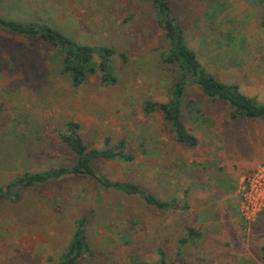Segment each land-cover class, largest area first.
<instances>
[{
    "label": "rangeland",
    "instance_id": "374dc122",
    "mask_svg": "<svg viewBox=\"0 0 264 264\" xmlns=\"http://www.w3.org/2000/svg\"><path fill=\"white\" fill-rule=\"evenodd\" d=\"M167 1L206 70L264 104V2ZM0 14L43 20L79 43L111 45L128 55L127 63L111 61L114 82L96 73L73 87L59 71L53 46L0 31V185L24 171L73 163L76 155L58 132L74 120L89 146L122 138L133 154L129 162L98 161L100 174L139 183L174 203L157 209L88 177L23 189L19 200L1 203L0 264L55 261L82 217L90 252L77 264L153 263L158 248L165 264H264V182L256 179L264 159L251 164L241 160L244 150L235 155L219 141L229 122L239 121L257 139L250 143L255 154L263 125L229 119L227 105L211 101L195 84L185 87L182 120L197 145L178 143L160 112L143 113L144 100L166 101L178 75L161 62L164 30L147 0H0ZM187 227L201 236L178 252Z\"/></svg>",
    "mask_w": 264,
    "mask_h": 264
},
{
    "label": "trees",
    "instance_id": "16d2710c",
    "mask_svg": "<svg viewBox=\"0 0 264 264\" xmlns=\"http://www.w3.org/2000/svg\"><path fill=\"white\" fill-rule=\"evenodd\" d=\"M147 1L150 3L155 20L162 25L164 30L163 49L160 54L161 62L165 66H175L178 75L167 89L166 101L144 100L141 103L143 113L160 112L178 143L190 147L197 145V137L186 130L182 120V98L185 87L188 84H195L211 101H220L227 105L229 119L259 121L264 127V104L258 102L256 97L243 94L237 83L220 81L206 70L197 58L195 51L187 44L184 29L171 14L167 0ZM253 1L264 2V0ZM0 31L28 39L41 40L53 46L59 55V71L73 87L82 85L96 73H99L102 82L112 83L116 79L112 73L111 61L113 58L117 57L123 63L128 62V55L125 51H118L111 45L79 43L43 20L22 21L0 14ZM191 104L193 101L190 100L186 106L189 110L191 108L188 106ZM194 111H200L199 107L195 106ZM201 114L202 112L198 115ZM64 126V131L58 132V135L61 141L76 155L74 162L50 166L39 171H24L12 176L7 182L0 185V207L2 201L19 200L20 191L23 189L41 186L63 177H88L104 189H113L126 195L137 196L145 204L157 209L174 207L172 201L159 198L156 194L142 188L139 183L110 179L97 171L96 163L98 161L129 162L133 159V154L125 149L124 139L119 138L114 144L108 146L110 139L107 137L104 147H91L80 135L78 121L67 120ZM246 133L249 134V131ZM221 140L219 139L224 145L225 140ZM224 147L227 148L228 144ZM85 224L86 219L83 217L75 220L74 229L66 247L55 261L49 257V264H77L87 252H90ZM200 236V231L187 227L185 234L178 239L180 247L178 252L181 247L196 241ZM263 250L264 245L261 246V251ZM157 253L158 262L148 263L133 258L131 264H165L164 251L158 248Z\"/></svg>",
    "mask_w": 264,
    "mask_h": 264
},
{
    "label": "crops",
    "instance_id": "0c3cea01",
    "mask_svg": "<svg viewBox=\"0 0 264 264\" xmlns=\"http://www.w3.org/2000/svg\"><path fill=\"white\" fill-rule=\"evenodd\" d=\"M263 130L264 127L262 126ZM246 131H249V134L246 133ZM221 136H222V140H225V144L222 146H225L226 144H228V147L225 148V150L227 152L233 153L235 155L241 153L242 150L243 154L245 155L244 158H242L241 160H249L248 162L251 164H256V162H259L261 160L264 159V136H262V138H259V141L256 142V146L254 147L256 149H258V151L255 154H251V146L250 143H254L257 139L253 137V133L251 129H245L242 126H240L239 121H238V125H234L231 122H229V125L226 126V128L224 130H222ZM221 140V141H222ZM260 148H263V151L260 152L259 150ZM252 155L253 157L249 156ZM232 182V181H231ZM222 189L224 193H229V188L228 185L227 186H223L222 185Z\"/></svg>",
    "mask_w": 264,
    "mask_h": 264
},
{
    "label": "built area",
    "instance_id": "2783aa9c",
    "mask_svg": "<svg viewBox=\"0 0 264 264\" xmlns=\"http://www.w3.org/2000/svg\"><path fill=\"white\" fill-rule=\"evenodd\" d=\"M257 175H259V177L257 176ZM256 179H257V181H262L261 183H263L264 182V165H263V163H262V166H260V168H258L257 169V172H256ZM249 181V180H248ZM260 198H261V196H258L255 200H256V202H260ZM247 200V199H246ZM251 201V200H250ZM250 204V203H249ZM240 214L243 216V217H245V218H249V216H248V211L247 210H240Z\"/></svg>",
    "mask_w": 264,
    "mask_h": 264
}]
</instances>
